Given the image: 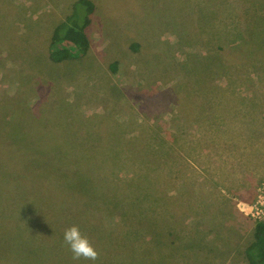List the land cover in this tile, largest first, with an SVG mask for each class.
I'll list each match as a JSON object with an SVG mask.
<instances>
[{
  "label": "rangeland",
  "instance_id": "rangeland-1",
  "mask_svg": "<svg viewBox=\"0 0 264 264\" xmlns=\"http://www.w3.org/2000/svg\"><path fill=\"white\" fill-rule=\"evenodd\" d=\"M75 1L0 0V264H248L255 220L238 206L264 181V0H91L88 50L55 63ZM115 173L134 235L94 199ZM73 224L96 261L73 260Z\"/></svg>",
  "mask_w": 264,
  "mask_h": 264
},
{
  "label": "trees",
  "instance_id": "trees-1",
  "mask_svg": "<svg viewBox=\"0 0 264 264\" xmlns=\"http://www.w3.org/2000/svg\"><path fill=\"white\" fill-rule=\"evenodd\" d=\"M76 5L79 6V9L84 10V15L79 18V15H77L75 11H72L71 14L67 15L64 20L60 21L52 31V35L50 37V42L48 45V55L50 60L55 63L72 58L77 52L81 53V55L82 54L84 55L89 48V40L86 34V27L89 25L91 21L90 14L94 10V4L91 0H76L74 3V9ZM200 57H201L200 59L204 61L203 64H207L206 67L209 66L210 62H212L211 57H207V56H203V57L200 56ZM115 65L116 63L113 62L112 67L115 68L114 67ZM79 167L82 168L80 164ZM82 173L83 172H79L80 176ZM136 173L139 172H135V175ZM83 174L85 176V183L87 186L92 187V184L93 185L96 184L95 178H98L99 176L91 178L89 177L90 175L86 176L85 173ZM115 180H116V187H115L116 191L121 189L130 190L120 186L123 180L118 176V174L115 173V176L106 185L105 190H103V192L100 194L96 193V198L94 199L98 200L97 198H102L101 202H107L108 204H111L113 206L112 212L113 211L115 212V210H117L118 214H120V216H118L119 222H122V225L124 226L127 232L130 231L134 235L133 230L125 226L127 221L132 220L131 215L126 211V208H124L126 206L120 205L119 204L120 202L118 200H115L112 198V196H110L112 194L111 189H109L110 183ZM117 182H119V184ZM145 183L149 188H151L149 186L148 180H146ZM128 186L130 187V184ZM76 187L86 193L93 194V192H91L92 190L80 186H76ZM93 188H95L96 191L100 189V187L99 189H97V187H93ZM84 195H87L89 198H92L88 194H84ZM137 196H141V195L137 194ZM113 197L116 198V195L115 196L113 195ZM154 198H158V197H154ZM144 199L146 198L144 197ZM150 200L151 199H149V201ZM131 205L137 206L141 204L136 202ZM142 216L143 214L139 215L138 223L141 224L145 220L148 222V225H145V229L150 230L149 235H151L152 238V240H150L151 242L156 244V242L158 241L163 242L167 240L166 236L163 235V233L160 231L159 221L157 219H153L152 216L147 218L146 214H144L143 217ZM244 255L248 264H264V221L254 222L253 238L250 241V243L245 247Z\"/></svg>",
  "mask_w": 264,
  "mask_h": 264
},
{
  "label": "clouds",
  "instance_id": "clouds-1",
  "mask_svg": "<svg viewBox=\"0 0 264 264\" xmlns=\"http://www.w3.org/2000/svg\"><path fill=\"white\" fill-rule=\"evenodd\" d=\"M63 241L71 251L73 260L96 261L98 259L97 249L91 243L89 237L81 231L79 225L73 224L65 228Z\"/></svg>",
  "mask_w": 264,
  "mask_h": 264
},
{
  "label": "built area",
  "instance_id": "built-area-1",
  "mask_svg": "<svg viewBox=\"0 0 264 264\" xmlns=\"http://www.w3.org/2000/svg\"><path fill=\"white\" fill-rule=\"evenodd\" d=\"M244 214L250 215L255 221H264V181L257 189L256 198L251 204L238 206Z\"/></svg>",
  "mask_w": 264,
  "mask_h": 264
}]
</instances>
